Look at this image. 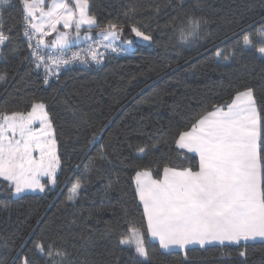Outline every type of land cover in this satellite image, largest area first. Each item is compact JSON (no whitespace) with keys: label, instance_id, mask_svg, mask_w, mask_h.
<instances>
[{"label":"trees","instance_id":"obj_1","mask_svg":"<svg viewBox=\"0 0 264 264\" xmlns=\"http://www.w3.org/2000/svg\"><path fill=\"white\" fill-rule=\"evenodd\" d=\"M90 3L101 25L117 23L121 40L135 42L127 52H107L101 64L63 68L48 85L41 69L21 63L28 49L20 0H11L4 15L6 24L15 27L12 43L0 53V75L6 77L0 82V111H25L31 102L44 101L56 128L61 164L54 188L28 192L23 199L10 197L0 184V264H13L17 256L15 264L24 257L31 264H46L33 245L40 238L67 253L64 264H139L141 258L117 243L126 220L142 223L131 179L135 170L147 167L155 175L165 165L196 168L197 155L185 157L175 149L177 134L197 114L230 101L237 91L264 88V60L242 51L233 35L264 25V0ZM132 6L135 14L129 11L126 17ZM193 18L207 23L198 37L183 43L180 34ZM133 24L153 39H136ZM218 49L234 52L235 60H220ZM145 146L147 154H138ZM77 180L86 191L73 204L68 195ZM145 243L149 264H241V249L235 245L190 246L185 260L179 249L162 250L150 236ZM247 264H264V245L247 248Z\"/></svg>","mask_w":264,"mask_h":264},{"label":"snow or ice","instance_id":"obj_2","mask_svg":"<svg viewBox=\"0 0 264 264\" xmlns=\"http://www.w3.org/2000/svg\"><path fill=\"white\" fill-rule=\"evenodd\" d=\"M10 3L0 0V53L12 43L15 25L9 26L4 20ZM20 3L28 49L21 63L30 62L36 70L42 69L45 85L51 78L58 79L65 66L101 64L107 52H127L135 42L121 40L123 29L117 23L101 25L90 0ZM129 11L135 14L136 7H130L126 17ZM206 23L201 18L191 19L180 40L190 43ZM130 30L143 41L153 39L135 24ZM233 35L238 45L242 41V51L256 53L264 60V25L255 34L241 29ZM50 36L53 39L47 41ZM81 41L87 45L81 50L83 54L72 52L73 44ZM215 55L223 61L235 60L234 52L218 49ZM5 79L0 75V82ZM173 143L179 155L196 154L198 166L165 165L162 173L157 170L155 175L147 167L135 170L131 179L142 223L137 226L126 220L128 227L117 238L121 250L141 258L139 264H149L146 236L158 240L159 247L169 253L179 249L185 260L190 246L206 249L235 245L241 249V264H247V248L255 243L264 245V88L257 93L248 86L230 101L211 105L210 110L193 117L190 127L179 132ZM138 154L146 155L147 147H140ZM60 164L56 128L44 101L31 102L25 111H0V184L10 197L23 199L28 192H44L47 183H56ZM41 177L49 179L42 183ZM84 191V182L77 180L68 200L77 203ZM33 245L46 258V264H64L67 253L56 248L55 242L45 243L40 238ZM22 264L31 261L24 257Z\"/></svg>","mask_w":264,"mask_h":264},{"label":"rangeland","instance_id":"obj_3","mask_svg":"<svg viewBox=\"0 0 264 264\" xmlns=\"http://www.w3.org/2000/svg\"><path fill=\"white\" fill-rule=\"evenodd\" d=\"M62 30H63V29H62ZM257 30H258V28H256V29H252V30L249 31V32L255 34ZM97 31H98V30H97ZM95 32H96V31H95ZM93 34H94V32H92V35H93ZM72 35L74 36L75 33L72 32ZM83 35H84V32H83V30H82V32H81V36H83ZM53 36H54V34H53ZM53 36H50V39H53ZM134 36H135V35H134ZM135 38H136V37H135ZM136 39H138V40H140V41H142V42H148V41H143V40H141V39H139V38H136ZM241 44H242V41H241ZM58 170H59V168L57 169V173H58ZM57 173H56V175H57ZM48 179H49L48 177H41V182L44 183V182L48 181ZM55 185H56V183H55V184H51V183L49 182V183H47L46 187L54 188ZM36 192H39V191L37 190ZM40 193H41V192H40ZM157 241H158V240H157Z\"/></svg>","mask_w":264,"mask_h":264},{"label":"built area","instance_id":"obj_4","mask_svg":"<svg viewBox=\"0 0 264 264\" xmlns=\"http://www.w3.org/2000/svg\"><path fill=\"white\" fill-rule=\"evenodd\" d=\"M86 47H87L86 44L79 45L78 47L73 48V49H72V52H81V50L84 49V48H86ZM81 54H83V53L81 52ZM69 55H71V53H69ZM92 64L97 65V64H95V63H92ZM87 65H88V64L73 63L72 65L65 66V67H63V68L71 67V66H87ZM63 68H62V69H63ZM41 70H42V69H41ZM42 71H43V70H42ZM50 80H56V78H51Z\"/></svg>","mask_w":264,"mask_h":264},{"label":"crops","instance_id":"obj_5","mask_svg":"<svg viewBox=\"0 0 264 264\" xmlns=\"http://www.w3.org/2000/svg\"><path fill=\"white\" fill-rule=\"evenodd\" d=\"M46 40L47 41H50L51 39H50V37H46ZM196 155V154H195ZM198 157V156H197ZM198 161H199V158H198Z\"/></svg>","mask_w":264,"mask_h":264}]
</instances>
